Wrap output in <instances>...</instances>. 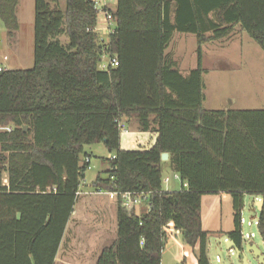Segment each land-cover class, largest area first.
<instances>
[{
	"label": "trees",
	"instance_id": "1",
	"mask_svg": "<svg viewBox=\"0 0 264 264\" xmlns=\"http://www.w3.org/2000/svg\"><path fill=\"white\" fill-rule=\"evenodd\" d=\"M18 2L0 0L10 36ZM97 17L91 0H34L33 65L0 67V126L11 127L0 129V264H54L90 165L85 145L101 142L114 157H101L108 168L91 186L143 192L150 207L137 215L118 196L117 239L97 264H161L170 223L197 264H211L203 196L231 195L225 234L241 247L244 196H264V108L204 106L203 44L238 26L264 50V0H117L107 41ZM176 32L197 38L187 73L166 52ZM105 48L117 59L108 69L100 67ZM123 118L156 131L154 144L121 148ZM164 163L186 187L165 189ZM258 214L264 241V204Z\"/></svg>",
	"mask_w": 264,
	"mask_h": 264
},
{
	"label": "rangeland",
	"instance_id": "2",
	"mask_svg": "<svg viewBox=\"0 0 264 264\" xmlns=\"http://www.w3.org/2000/svg\"><path fill=\"white\" fill-rule=\"evenodd\" d=\"M19 13L22 26L19 31L20 40L17 41L16 49L12 46V39L3 37L0 41V65H6L11 68H26L33 65V2L31 3V0H21ZM0 24H2L1 21ZM62 39H65V36H62ZM196 45V38L193 33H177L168 46L167 53L170 58L177 62L180 68L188 72L191 67L196 66ZM203 49V64L205 67L203 73L205 82L204 104L206 107L264 108V50L246 32L244 33L243 30L236 26L233 33L228 37L210 40L203 44ZM5 55L8 56L6 60L4 58ZM181 71L184 72L183 70ZM133 125L134 123L129 126L124 124V127L126 126L129 132L124 135L121 133L122 138L132 135V132L135 131ZM85 150L93 152V167L86 171V181L90 183L98 171L108 167V163L103 162L101 157L109 156V152L102 142L87 144L85 145ZM172 173L173 171L170 168H163V176H171ZM168 186L170 190H176L180 189L182 184L171 178ZM256 196L245 194L244 207L241 211L246 220H252L253 222L258 216V209L255 205ZM211 197H204L203 200L205 216L209 214L208 210L213 206L211 203L214 199H211ZM223 199L225 201L222 206L219 202H214L219 205L215 206L216 212L220 214L221 211L223 218H225L226 214H229L228 217H230V201L227 202V197ZM144 203H147V200ZM144 212L139 211V214ZM216 219L211 215L212 222ZM246 231L255 232L254 237L246 238V240L256 243L264 251V241L257 225L247 226V224H243V232ZM166 232L167 238L162 250L161 264H177L182 262L184 258L187 259L188 263L193 264L195 262L194 250L184 241L182 231L170 223L166 227ZM210 238L211 261L213 263L223 264L221 261H216V254L218 253L216 244H218L222 248L223 256L231 264H243L242 259L236 257L235 251L233 253L229 252V247L223 237L219 239L215 238L214 235H210ZM216 240L219 243H216ZM248 255L251 264H257L254 256L250 253Z\"/></svg>",
	"mask_w": 264,
	"mask_h": 264
},
{
	"label": "crops",
	"instance_id": "3",
	"mask_svg": "<svg viewBox=\"0 0 264 264\" xmlns=\"http://www.w3.org/2000/svg\"><path fill=\"white\" fill-rule=\"evenodd\" d=\"M32 2L34 5V0H31V3ZM20 3H21V0H19L18 5H17V18L19 22V28L14 34V36L8 35L7 30L4 26H2L3 31L1 32L2 29L0 30L1 39L3 37L12 39V42H13L12 46L14 47V49H16L17 47V41L20 40L19 31L22 26L21 17L19 13ZM97 27H98L99 36H102V38L107 41L110 34L106 33V30H105L106 26L102 18L98 20ZM32 29H33L32 36H33V50H34V14H33ZM177 33H184V32H176L175 34ZM195 38H196V35H195ZM196 43H197V38H196ZM196 48H197V45H196ZM166 52H167V49H166ZM4 58L6 60L8 56L5 55ZM203 58H204V49H203ZM196 59H197V53H196ZM33 63H34V57H33ZM196 65H197V61H196ZM0 67L11 68L6 65L5 66L0 65ZM203 67H204V64H203ZM180 70H183L184 71L183 73H187V71L182 68H180ZM204 106L206 107L205 104ZM207 108H210V107H207ZM123 123L128 126L134 123L133 126H134L135 131L132 132V135L126 136L123 138L121 137L122 134H120L121 148L123 149L148 148L154 144L156 137H157L156 131L140 130L136 121H134L133 119L123 118ZM128 132H129L128 128L126 131H121L123 135ZM88 154L90 156V166H91L90 168H92L93 167L92 165L93 152H88ZM168 158L163 161H167ZM164 167H168L171 169L169 163H164ZM107 168L108 167H105L104 169L98 171L95 174L94 178L90 181V183L86 181V173H85V177L77 193V198H76V201L73 207V211L71 212V215L67 221V224H66V227H65L55 260H54V264H97V259L102 249L106 246L112 245L114 241L117 239V212L119 208L118 196L107 190H95L91 186V183L96 178L97 174L99 172L106 170ZM4 179L8 181L6 174H4V177H3V183L6 184L4 182ZM165 188L167 190H170L169 186H165ZM206 195L207 196H203V200H204V197L212 196L211 199H214V201H212L211 203V205L213 206L210 210H208L209 214L207 216H205L206 214H204L203 203H202L203 226L205 229H208L211 231L210 235H214L215 238H219V239L223 237L225 240V238H229L225 234V232L230 230L233 227L232 197L229 193H225V192L217 193V194H206ZM225 197L228 198L227 202L230 201L229 203L231 204V209H230L231 216L228 217L229 214H226L225 218H223V213H221V211H220V214L216 212L215 206L218 204L214 202L217 201L222 206L223 202L225 201L223 198ZM145 200H147V203H144ZM149 207L150 206H149L148 197H146L142 199L140 203L136 204L133 210L137 215H140L139 211L146 212L149 209ZM211 215H213L214 218H217L214 222H212L211 220ZM210 235H209L208 243H207V254H208L211 264H215L211 261L212 254H211ZM217 242L218 240H216V243ZM248 242L254 243L251 240L242 239V246L245 247V244ZM218 246L219 245L216 244V248H218ZM220 249L222 250L221 247ZM248 253L252 254L251 252H248ZM248 253H247V259L249 263L251 264ZM194 257H195V262L197 264L196 254L194 255ZM186 262H187V259H186ZM195 262L193 264H195ZM187 264H190V263L187 262Z\"/></svg>",
	"mask_w": 264,
	"mask_h": 264
},
{
	"label": "built area",
	"instance_id": "4",
	"mask_svg": "<svg viewBox=\"0 0 264 264\" xmlns=\"http://www.w3.org/2000/svg\"><path fill=\"white\" fill-rule=\"evenodd\" d=\"M93 2L94 7L96 8L97 12H98V17H97V22L100 18L103 19V22L105 23L106 26V33L110 34L111 32H113L114 27H113V19H112V12L113 10L116 8V3L117 0H91ZM101 13V14H100ZM2 24H0V30L2 29ZM96 32L99 34L98 32V27L96 25ZM101 40H104L102 38V36H99ZM1 36H0V41H1ZM106 41V40H105ZM117 62L116 56L111 55V53L108 51V48H105L103 50L102 53V59L100 62V67L103 69H108L111 66H114ZM123 121L120 122V127L122 131H126L127 128L124 127V123H122ZM0 129H7L10 130L11 127L9 125L6 126H0ZM110 157H114V155H109ZM86 161H90V157L86 156L85 157ZM91 166L89 165L88 168H90ZM171 178L178 180L182 186H187V182L186 181H182L180 175L178 172L173 171L172 175H165L162 177V181L164 186H168V183L170 182ZM4 182L7 184L8 181L6 179H4ZM167 188V187H166ZM165 188V189H166ZM113 194H116L117 196L120 195L121 197V203L123 206H125L128 210H131L134 208V206L138 203H140L142 201V199L144 198V193L143 192H132V191H124V192H120L117 190L114 191H110ZM78 193V191H77ZM261 198L264 199L263 195H257L256 196V202L255 205L257 203L258 200H260ZM257 207V206H256ZM259 211V210H258ZM259 214L257 216V218L254 220V222L252 220H246L243 215L241 214L240 217V224H241V235H242V239L246 240V238L250 239L252 237L255 236V232L251 231V232H243V224H247V226H252L259 224ZM227 239L230 238H225V241ZM247 239V240H248ZM142 243V240H141ZM235 251L234 246L230 245L229 246V252L233 253ZM216 260L218 262L221 261L220 256L217 254L216 256ZM222 262V261H221Z\"/></svg>",
	"mask_w": 264,
	"mask_h": 264
},
{
	"label": "water",
	"instance_id": "5",
	"mask_svg": "<svg viewBox=\"0 0 264 264\" xmlns=\"http://www.w3.org/2000/svg\"><path fill=\"white\" fill-rule=\"evenodd\" d=\"M168 157H169L168 152L164 151L161 153V159L162 160H166ZM263 204H264V199L261 198L256 203L257 209L260 210L262 208ZM226 245L228 247L230 245L235 246L234 241L232 239H227ZM234 248H235L236 257L241 258L243 264H250L248 259H247V253L248 252L252 253V255L254 256V258L257 261V264H264V251L261 248H259L255 243L248 242L245 244V247L244 246H241V247L235 246ZM217 250H218V255L220 256L223 264H231V262L223 256L222 250L220 249L219 246H218Z\"/></svg>",
	"mask_w": 264,
	"mask_h": 264
}]
</instances>
